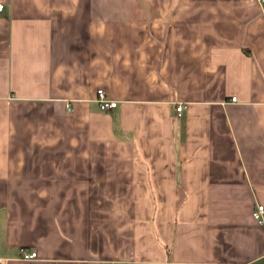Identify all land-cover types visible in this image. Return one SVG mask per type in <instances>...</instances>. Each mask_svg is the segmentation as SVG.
Segmentation results:
<instances>
[{
    "label": "crops",
    "instance_id": "crops-1",
    "mask_svg": "<svg viewBox=\"0 0 264 264\" xmlns=\"http://www.w3.org/2000/svg\"><path fill=\"white\" fill-rule=\"evenodd\" d=\"M0 3V264H264V2Z\"/></svg>",
    "mask_w": 264,
    "mask_h": 264
},
{
    "label": "built area",
    "instance_id": "built-area-1",
    "mask_svg": "<svg viewBox=\"0 0 264 264\" xmlns=\"http://www.w3.org/2000/svg\"><path fill=\"white\" fill-rule=\"evenodd\" d=\"M261 2H264V0H260ZM4 4L0 3V15L3 13L4 11ZM98 101H99V104L101 106V108L103 110H108V109H112V108H115L117 107L118 103L116 101H112L110 100L105 91L103 89L99 90L98 91ZM232 101L233 102H236L237 101V98L236 97H233L232 98ZM184 105L183 104H180L178 107H177V112L179 115H181V113L183 112L184 110ZM69 111L71 110L70 108H68ZM263 214H264V207L263 206H259L258 207V210L254 213V217L259 220V221H263ZM22 258L25 259V260H31V259H35L37 258V253L36 252H33V253H26V252H22Z\"/></svg>",
    "mask_w": 264,
    "mask_h": 264
}]
</instances>
